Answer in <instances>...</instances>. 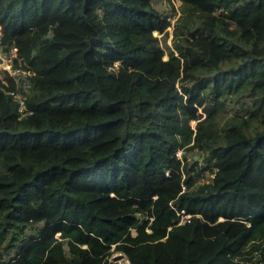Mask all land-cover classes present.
I'll return each mask as SVG.
<instances>
[{"label": "trees", "instance_id": "obj_1", "mask_svg": "<svg viewBox=\"0 0 264 264\" xmlns=\"http://www.w3.org/2000/svg\"><path fill=\"white\" fill-rule=\"evenodd\" d=\"M179 1L0 0V264H264V0Z\"/></svg>", "mask_w": 264, "mask_h": 264}, {"label": "built area", "instance_id": "obj_2", "mask_svg": "<svg viewBox=\"0 0 264 264\" xmlns=\"http://www.w3.org/2000/svg\"><path fill=\"white\" fill-rule=\"evenodd\" d=\"M3 45L0 31V79L6 86L9 81L13 82L16 87L11 89L9 93L17 99L19 112L22 115L30 113L25 106V94L23 93L28 89L29 71L19 66L22 58L17 56V48L13 46L8 50H4ZM15 57H17L16 63L19 65L14 64L13 59Z\"/></svg>", "mask_w": 264, "mask_h": 264}, {"label": "rangeland", "instance_id": "obj_3", "mask_svg": "<svg viewBox=\"0 0 264 264\" xmlns=\"http://www.w3.org/2000/svg\"><path fill=\"white\" fill-rule=\"evenodd\" d=\"M152 4L158 10H160L163 14L170 16L171 26L168 27V34L169 35L167 37V43L171 44L172 27H173L175 19L177 18L178 14H179L180 1L179 0H152ZM159 36L161 37V34H159ZM191 123L193 124V121H191ZM179 156H180V154H179ZM193 157L195 158V157H197V155L193 154ZM207 178H208V173H206L205 177L202 178L200 181L206 180ZM110 260L112 262H115L116 264H129V261H126L128 259L126 258L124 253L120 252V251L113 252L112 255L110 256Z\"/></svg>", "mask_w": 264, "mask_h": 264}, {"label": "bare ground", "instance_id": "obj_4", "mask_svg": "<svg viewBox=\"0 0 264 264\" xmlns=\"http://www.w3.org/2000/svg\"><path fill=\"white\" fill-rule=\"evenodd\" d=\"M24 94H25V92H24ZM126 261H128V260H126Z\"/></svg>", "mask_w": 264, "mask_h": 264}]
</instances>
